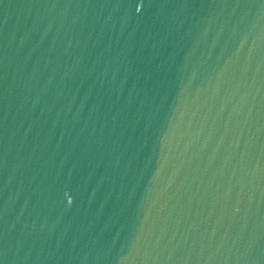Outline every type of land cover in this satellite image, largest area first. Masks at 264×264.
<instances>
[{
  "label": "water",
  "instance_id": "95a60500",
  "mask_svg": "<svg viewBox=\"0 0 264 264\" xmlns=\"http://www.w3.org/2000/svg\"><path fill=\"white\" fill-rule=\"evenodd\" d=\"M0 264H264V0H0Z\"/></svg>",
  "mask_w": 264,
  "mask_h": 264
}]
</instances>
